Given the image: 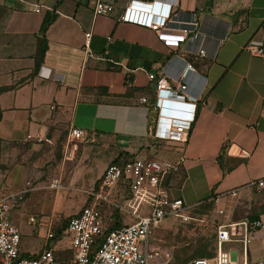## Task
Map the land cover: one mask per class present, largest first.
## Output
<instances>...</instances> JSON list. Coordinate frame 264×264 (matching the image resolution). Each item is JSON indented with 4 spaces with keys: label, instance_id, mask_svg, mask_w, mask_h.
Masks as SVG:
<instances>
[{
    "label": "crops",
    "instance_id": "0c3cea01",
    "mask_svg": "<svg viewBox=\"0 0 264 264\" xmlns=\"http://www.w3.org/2000/svg\"><path fill=\"white\" fill-rule=\"evenodd\" d=\"M95 1L0 0V180L16 165L24 173L16 192L4 193L0 181V197L24 189L44 193L53 215L65 211L72 193L83 194L70 218L89 201L90 191L77 185V177L83 181V170L95 161L103 165L92 170L93 189L110 163L138 155L159 162L183 156L180 170L164 181L168 196L192 207L193 217L211 199L216 210L236 212L233 221H259L246 260L249 253L264 254V193L247 188L264 178V0H99L112 3L106 16L93 14ZM129 1L173 5L171 28L188 30L187 38L167 48L151 30L119 22ZM247 44L261 48L262 57L251 56ZM185 65L192 71L182 79ZM160 73L171 84H184L195 101L182 147L151 137L155 95L147 74ZM70 129L79 130L82 141L68 138ZM235 189H241L237 206L225 196ZM125 190L118 184L109 199L122 205ZM109 207L108 224H124L125 214ZM43 232L36 229L42 241L36 252L19 245L20 254L36 257L45 248ZM66 241L62 233L47 244L56 252L66 249ZM232 260L241 262L236 252Z\"/></svg>",
    "mask_w": 264,
    "mask_h": 264
},
{
    "label": "built area",
    "instance_id": "2783aa9c",
    "mask_svg": "<svg viewBox=\"0 0 264 264\" xmlns=\"http://www.w3.org/2000/svg\"><path fill=\"white\" fill-rule=\"evenodd\" d=\"M95 16H106L112 11V3L95 1L92 8ZM175 7L169 3L151 1L140 3L129 1L122 10L118 21L151 30L156 38L167 48H176L188 36V30L171 28ZM90 34H83V46L87 52ZM106 41H109L107 38ZM251 56L262 57L261 48L247 44L244 48ZM197 55L204 57L202 50ZM192 71L185 65L184 73ZM152 83L155 100V124L151 134L154 140L170 142L182 147L186 143L187 133L193 121L195 101L186 95L184 84H171L163 74H147ZM141 103L145 99L140 100ZM264 116V110L260 113ZM171 122L170 125L167 122ZM68 138L82 141V134L77 129H70ZM182 150V148L180 149ZM185 158L177 157L173 161H156L144 155H138L126 161H116L108 164L96 187L86 192L88 203L79 212L68 218L63 232L66 249L70 259L66 264H167L170 252L149 247V240L164 220H179L181 223L201 222L188 216L180 199L170 198L163 186L166 178L177 173L183 166ZM125 185L122 202L114 203L109 194L118 184ZM51 189H57L56 182L50 184ZM247 188L252 194L264 193V178L250 182ZM241 189L227 193L235 199V206L241 202ZM26 190L0 197V264H56L54 247L51 242L54 234L50 222L43 219L29 218L33 229L44 230L42 238L45 248L33 259L20 258V235L15 225L7 220V213L15 210ZM219 198H214L217 203ZM118 209L130 217L132 223L111 227L108 224L110 215H104L102 209ZM216 210V209H215ZM219 217L225 218L218 224L213 242L210 259L195 258L183 264H237L232 258L235 252L232 245L240 249L241 262L247 264V249L252 236L261 228L259 221H231L224 210H216ZM264 264V260L254 262Z\"/></svg>",
    "mask_w": 264,
    "mask_h": 264
},
{
    "label": "rangeland",
    "instance_id": "374dc122",
    "mask_svg": "<svg viewBox=\"0 0 264 264\" xmlns=\"http://www.w3.org/2000/svg\"><path fill=\"white\" fill-rule=\"evenodd\" d=\"M102 161L103 160L100 159L94 162V166L97 168V171L101 169L103 165ZM92 164L86 166L87 169L83 170L82 176H85L83 181L80 180L81 178L77 177V185L80 187H86L88 191L93 190L92 182L94 176L96 175V171L94 173L92 172L94 169ZM81 172L82 169L77 172L79 177H81ZM23 175L24 173H22L17 165L11 168L8 173L4 174L0 180L5 185L6 192L4 193L18 191V189L24 184ZM4 193L2 194L4 195ZM25 194L22 196V200L18 203L17 208L7 213V220L18 229L20 235V247L22 249H26L28 253H31L36 252L39 249L42 241L37 237L36 229L32 228L29 218L37 219L38 216H43L51 221L53 230L61 225L66 218L76 212L84 195L75 193L76 196H74L72 193V199L70 197L66 199L65 211H60V213L57 212L56 214L51 215L48 205L50 197L48 195H44V193L39 195L38 192L34 191H31L26 195ZM67 200L70 201L68 202ZM214 209V206L209 205L208 203L198 206L194 213L196 214L195 218L199 220L203 219L201 222L181 223L179 220H164L162 225L155 230L153 240H149V247L157 248L160 251H169L170 258L167 264L186 263L197 255L199 249L201 248H204L209 253H212L217 225L222 224L225 221V218L219 217ZM229 209L223 207L225 214L227 213L226 215L228 216H230ZM101 212H103L105 216L107 215L104 209H102ZM235 213L236 212H232V215L229 217L231 221H233L232 219H237ZM115 214L118 215L120 213L115 211ZM186 214L188 216H192L193 208H188L186 210ZM124 217H126L124 224L132 223V219L130 217L126 215H124ZM47 219L43 220L49 222ZM250 246L251 245L248 246L249 252H251ZM234 250L237 253L238 262H240V251L236 246ZM249 255L251 260L247 259V264H254V262L264 260V254L261 252L256 255L249 253ZM69 259L70 252L67 249L54 252V260L56 264H66Z\"/></svg>",
    "mask_w": 264,
    "mask_h": 264
},
{
    "label": "trees",
    "instance_id": "16d2710c",
    "mask_svg": "<svg viewBox=\"0 0 264 264\" xmlns=\"http://www.w3.org/2000/svg\"><path fill=\"white\" fill-rule=\"evenodd\" d=\"M47 24H48V19H45L44 22H43L42 25H41V29H40L41 32H44L45 27H46ZM42 54H43V48L41 47V48H39V50H38V52H37V63L41 60V58H42ZM0 91H2V90H0ZM126 160H129V158L126 159ZM126 160H124V161H126ZM204 203H208L209 205H212V204H211V199H210L209 201H207V202H204ZM194 215H196V214H194ZM67 220H68V218L65 219V220L62 222L61 225H59L58 227H56V228L53 229V233H54L53 240H57V239L62 235V233H63V231H64V229H65V226H66V222H67ZM196 256H197V257H196ZM211 257H212V253H209V252H208L207 250H205L204 248H201V249H199L198 254L195 255L192 259H195V258H205V259H210ZM20 258H24V259H33V258H35V257H34V256H23L22 254H20ZM192 259H190V260H192ZM190 260H189V261H190Z\"/></svg>",
    "mask_w": 264,
    "mask_h": 264
},
{
    "label": "clouds",
    "instance_id": "9594fccd",
    "mask_svg": "<svg viewBox=\"0 0 264 264\" xmlns=\"http://www.w3.org/2000/svg\"><path fill=\"white\" fill-rule=\"evenodd\" d=\"M167 124H168V125H170V124H171V122L169 121V122H167Z\"/></svg>",
    "mask_w": 264,
    "mask_h": 264
}]
</instances>
